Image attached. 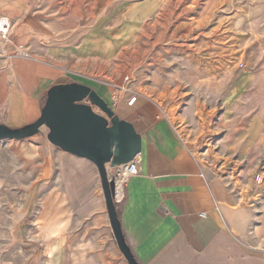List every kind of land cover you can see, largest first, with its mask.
I'll list each match as a JSON object with an SVG mask.
<instances>
[{"label": "crops", "instance_id": "crops-1", "mask_svg": "<svg viewBox=\"0 0 264 264\" xmlns=\"http://www.w3.org/2000/svg\"><path fill=\"white\" fill-rule=\"evenodd\" d=\"M163 1L145 0L143 7L156 9ZM14 2L0 0V14L12 22L9 40L0 44L1 124L19 128L33 122L52 84H84L68 74L96 81L87 85L99 95L112 92L109 83L90 76L99 60L112 55L98 49L101 34L92 32L96 24L82 23L74 18L79 10H68L61 31L87 33L64 34L56 45L33 28L22 29L23 10ZM232 15L231 29L250 35L248 70L227 76L233 81L226 101L234 105L229 108L227 140L246 160L239 175L202 166L146 98L137 97L131 106L121 101L113 108L141 135V170L116 191L115 199L122 234L138 264H264V192L250 189L253 173L264 175V0H235ZM240 95L253 96L251 108H236ZM119 106L124 108L121 113ZM46 132L0 144V189L2 180L16 176L11 184L17 180L19 189L27 192L26 206L33 205V199L39 204L52 201L43 207L61 206V221L50 224L61 234V251L56 253L61 262L45 264H128L113 237L97 168L50 143ZM55 155L61 156V182L51 186ZM6 159L10 168L4 171ZM18 175L25 176L24 183ZM94 199L100 202L91 208ZM41 231L50 234L45 226ZM17 232L13 227L11 233Z\"/></svg>", "mask_w": 264, "mask_h": 264}, {"label": "rangeland", "instance_id": "rangeland-1", "mask_svg": "<svg viewBox=\"0 0 264 264\" xmlns=\"http://www.w3.org/2000/svg\"><path fill=\"white\" fill-rule=\"evenodd\" d=\"M144 4L145 0L14 2L18 10H23L19 17L22 29L33 28L56 45L64 34L83 37L87 33L86 30L61 31V19L67 18L66 12L79 10L81 13L74 18L82 23L96 24L92 32L101 34L98 49L105 48L112 53L106 61L99 60L95 64L91 79L109 83L111 93L115 92L121 98L119 104L121 101L126 103L133 95L136 99L146 98L155 105L159 115L169 120L202 166L225 173L234 170L239 175L246 160L239 158L238 151L227 140L229 108H234L226 101L227 90L233 81L227 76L248 70L250 35L231 29L235 0H164L156 9L144 8ZM68 76L85 85L97 84L86 77ZM125 76L128 80H124ZM111 93L101 92L100 96L114 111L119 104L116 107L111 104ZM252 98V95H240L234 104L236 108L241 104L251 108ZM91 108L106 116L97 106ZM122 111L124 108L119 106L118 112ZM46 131L47 127L42 126L38 133ZM3 142L5 140L0 144ZM55 156L52 165L56 169L50 176L51 186L61 182V156ZM8 161L3 160L4 171L10 168ZM248 162L252 163L253 159L249 158ZM113 168L108 169L113 171ZM18 176L24 183L25 176ZM231 176L239 182L235 175ZM15 177H4L6 180H2L0 189V264L61 262V255L56 254L61 251V234L54 233L56 225L50 226L51 222L61 221V206L43 207L48 199L40 204L33 199L34 204L26 206L27 192L19 189L21 185L17 180L11 184ZM99 202V199L92 200L91 208ZM24 214V218L16 223ZM42 226L50 234L43 233ZM13 227L18 230L17 235L11 233ZM68 242L71 244L73 239Z\"/></svg>", "mask_w": 264, "mask_h": 264}, {"label": "water", "instance_id": "water-1", "mask_svg": "<svg viewBox=\"0 0 264 264\" xmlns=\"http://www.w3.org/2000/svg\"><path fill=\"white\" fill-rule=\"evenodd\" d=\"M92 105L106 116L94 112ZM42 126L48 129L45 136L50 143L95 165L117 247L128 264H138L122 234L115 206V184L108 178L107 169L128 165L141 151V135L130 121L115 114L96 90L79 82L52 84L33 122L19 128L0 123V141L28 138Z\"/></svg>", "mask_w": 264, "mask_h": 264}, {"label": "built area", "instance_id": "built-area-1", "mask_svg": "<svg viewBox=\"0 0 264 264\" xmlns=\"http://www.w3.org/2000/svg\"><path fill=\"white\" fill-rule=\"evenodd\" d=\"M10 32H11V22L9 18L5 15H0V44H3L9 40L11 34ZM20 53L22 55H26V52L24 50H21ZM241 65L242 64H240V66ZM124 80H128V77L125 76ZM110 99H111V104L115 107L119 104V101L121 100L119 94L115 92L111 93ZM135 101H136V96L133 95L127 99L126 103L127 105H132L135 103ZM113 169H114L113 171H109L110 169L107 170V176L109 179L112 178L114 180L115 199H116V191L120 190V188L126 183V181L130 177L139 174L141 170L140 153L135 154L128 163V165H126L125 167L115 166ZM250 189L260 194L264 192V175L262 172L256 171L253 173Z\"/></svg>", "mask_w": 264, "mask_h": 264}, {"label": "trees", "instance_id": "trees-1", "mask_svg": "<svg viewBox=\"0 0 264 264\" xmlns=\"http://www.w3.org/2000/svg\"><path fill=\"white\" fill-rule=\"evenodd\" d=\"M42 105H43V103H42Z\"/></svg>", "mask_w": 264, "mask_h": 264}]
</instances>
